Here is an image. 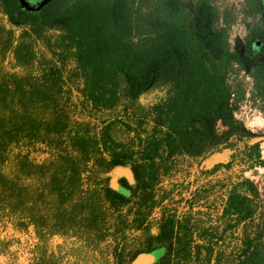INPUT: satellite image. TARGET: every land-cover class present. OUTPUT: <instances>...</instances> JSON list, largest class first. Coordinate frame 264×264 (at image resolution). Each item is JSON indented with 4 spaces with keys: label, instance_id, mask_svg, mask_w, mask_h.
I'll use <instances>...</instances> for the list:
<instances>
[{
    "label": "trees",
    "instance_id": "obj_1",
    "mask_svg": "<svg viewBox=\"0 0 264 264\" xmlns=\"http://www.w3.org/2000/svg\"><path fill=\"white\" fill-rule=\"evenodd\" d=\"M245 2L256 21L235 51L230 20L222 25L208 0L191 8L181 0H0V258L12 253L7 229H32L43 244L29 264H44L46 255H38L55 234L81 238L87 220L96 227L108 216L117 264L157 249L165 250L158 264H264L261 235L241 239L232 260L220 251L257 215L248 181L226 193L214 220L193 213L196 203L178 216L160 188L172 159L197 153L215 121L232 126L240 107L236 98L231 103L235 66L251 73L264 101V0ZM73 94L78 121L71 123L63 101ZM247 136L208 175L238 158L264 167L260 142ZM42 147L40 161L34 154ZM120 168L134 183L115 176ZM98 191L105 212L86 198Z\"/></svg>",
    "mask_w": 264,
    "mask_h": 264
},
{
    "label": "rangeland",
    "instance_id": "obj_2",
    "mask_svg": "<svg viewBox=\"0 0 264 264\" xmlns=\"http://www.w3.org/2000/svg\"><path fill=\"white\" fill-rule=\"evenodd\" d=\"M199 1L201 0H181L188 8L195 6ZM208 1L219 9L222 25H226L224 21L226 17L230 20V24L227 26L232 50H242L248 33L247 26L256 21L253 17L248 16L245 0ZM72 67L73 64L70 63L67 66V71L69 72ZM229 80L234 88L235 98L239 100V109L244 107L255 116L262 115L264 117V101L257 96L251 73L235 66L230 73ZM74 104L75 94L70 99L65 98L63 101L65 112L70 117L71 123L78 121ZM249 133L256 135L254 139L264 136V130H257L256 133H252L243 125L236 123H233L232 126H226V128L222 124L213 126L210 136L200 143L197 153L183 152L175 156L168 164L170 171H164L160 179V188L166 196L165 206L177 208L178 216L182 217L190 212V203H196L197 206L192 212H198V217L203 220L208 218L214 220L215 210L222 208L226 200V193L236 184L248 181L254 186L259 202L257 215L253 221L236 231L234 235H230L222 244L220 251L227 252V260H232L231 251H238L240 240L246 235L250 238L261 235V242H264V167L262 166L258 170L256 168H260V165H252L244 159L238 158L231 169L223 167L212 175H208V172L217 164L230 162L236 147L241 148L243 143L248 141L247 134ZM260 146H264V141L260 142ZM40 149L41 151L34 155L43 161L47 157V153H45L44 147ZM115 176H122L121 170H117ZM242 190L248 192L249 189L244 187ZM91 194H86L87 200L90 198V201L99 202L91 209L95 207L97 212H105L106 204L100 192L98 191L94 196ZM90 212V209H86L88 218ZM162 212V209L153 212L154 224H157ZM94 221L90 219L85 222L83 226L85 233L81 238L55 234L50 239L47 253H40L38 256L46 255L44 264H117L112 257V251L118 243L115 242L112 235L115 230L114 220L108 216L105 220L99 218L96 227ZM155 231L156 228H154ZM103 233L104 239L100 244H97ZM5 234L13 239L12 253L1 257V264H29L33 257L34 246L43 244L32 229L22 232H13L11 229H7ZM130 234L131 237L126 244L127 248L131 245L133 237L137 235L134 231ZM88 237L93 239L94 244L91 246L88 245ZM164 254V249H157L151 253L138 256L133 264H158Z\"/></svg>",
    "mask_w": 264,
    "mask_h": 264
},
{
    "label": "built area",
    "instance_id": "obj_3",
    "mask_svg": "<svg viewBox=\"0 0 264 264\" xmlns=\"http://www.w3.org/2000/svg\"><path fill=\"white\" fill-rule=\"evenodd\" d=\"M235 93L232 94V100L231 103H233L235 99ZM233 123L243 125L246 127V129L252 133H256L257 130H264V117L262 115L260 116H255L252 114L250 111H247L244 107H241L234 113L233 117ZM222 124L224 128L226 126L221 120H217L214 122L213 126ZM260 153H261V160L264 161V146H260ZM260 168L256 169H261V165L259 166Z\"/></svg>",
    "mask_w": 264,
    "mask_h": 264
},
{
    "label": "water",
    "instance_id": "obj_4",
    "mask_svg": "<svg viewBox=\"0 0 264 264\" xmlns=\"http://www.w3.org/2000/svg\"><path fill=\"white\" fill-rule=\"evenodd\" d=\"M261 141H264V136H260V137H258L256 139H254V143L261 142ZM121 175L126 177V178H128V180L131 183H134V176H133V173L130 170L122 169L121 170Z\"/></svg>",
    "mask_w": 264,
    "mask_h": 264
},
{
    "label": "flooded vegetation",
    "instance_id": "obj_5",
    "mask_svg": "<svg viewBox=\"0 0 264 264\" xmlns=\"http://www.w3.org/2000/svg\"><path fill=\"white\" fill-rule=\"evenodd\" d=\"M122 169H124V168H120V169H118V170H122ZM126 170V169H125ZM120 177H123V176H120Z\"/></svg>",
    "mask_w": 264,
    "mask_h": 264
}]
</instances>
